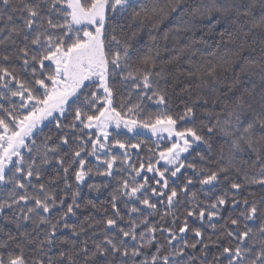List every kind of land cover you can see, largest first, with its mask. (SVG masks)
I'll list each match as a JSON object with an SVG mask.
<instances>
[{
  "label": "snow or ice",
  "instance_id": "6c2138e0",
  "mask_svg": "<svg viewBox=\"0 0 264 264\" xmlns=\"http://www.w3.org/2000/svg\"><path fill=\"white\" fill-rule=\"evenodd\" d=\"M0 264H264V0H0Z\"/></svg>",
  "mask_w": 264,
  "mask_h": 264
},
{
  "label": "trees",
  "instance_id": "16d2710c",
  "mask_svg": "<svg viewBox=\"0 0 264 264\" xmlns=\"http://www.w3.org/2000/svg\"><path fill=\"white\" fill-rule=\"evenodd\" d=\"M170 23H171L170 19L166 20L163 24L160 25V29L162 31H167L168 30V25ZM244 54L248 55L247 52H245ZM164 55H167V53H164ZM172 96H173V102H172V105L169 107L168 111L171 112V113H176V112L180 111L182 109V107H183V104L181 103L182 97L178 93H173ZM149 107L152 108L154 106L149 105ZM93 182L99 183L100 182V178H95V180H93ZM91 195L93 197L96 196L95 193H92ZM102 199H103V197H102ZM197 225H198V222H197Z\"/></svg>",
  "mask_w": 264,
  "mask_h": 264
},
{
  "label": "rangeland",
  "instance_id": "374dc122",
  "mask_svg": "<svg viewBox=\"0 0 264 264\" xmlns=\"http://www.w3.org/2000/svg\"><path fill=\"white\" fill-rule=\"evenodd\" d=\"M146 135H148L147 133H146ZM154 139V138H153Z\"/></svg>",
  "mask_w": 264,
  "mask_h": 264
}]
</instances>
